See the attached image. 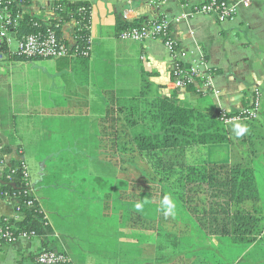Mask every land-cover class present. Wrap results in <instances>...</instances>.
Segmentation results:
<instances>
[{
	"label": "crops",
	"instance_id": "obj_1",
	"mask_svg": "<svg viewBox=\"0 0 264 264\" xmlns=\"http://www.w3.org/2000/svg\"><path fill=\"white\" fill-rule=\"evenodd\" d=\"M12 1L22 17L54 18L51 8L56 0ZM68 1L89 6L91 49L87 59L21 60L15 55L16 39L0 56V162L16 165L25 160L33 194L48 206L55 187L62 190L60 184L68 180L61 170L78 157L75 149L103 146L101 120L108 99H113L114 105L128 103L140 93L141 75L146 74L152 87L148 97L138 100L142 111L148 110L152 93L209 112L219 104L229 115L250 110L258 101L256 119L222 124L228 143L197 146L189 149L186 157L190 162L245 167L253 181L254 211L264 213V6L260 0L238 9L232 20L222 23L207 15L177 21L206 0ZM125 10L130 11V23L168 21L170 37L189 53L188 60L201 53L213 70V83L221 96H200L193 87L182 93L172 90L167 74L172 60L160 40H118V25L125 22ZM75 29L73 21L62 25L61 39L71 44ZM142 125L151 127L148 120ZM242 128L246 131L241 133ZM111 140L110 136L109 145ZM3 171L0 166V225L23 218L17 212L18 200L2 191L6 186ZM44 212L50 231L48 227L42 237L20 238L3 245L0 264H33L42 249L65 254L72 264H100L89 254L85 221L74 222L70 216L65 221L57 216L49 218V207ZM73 223V229L67 227ZM125 233L119 236L120 241H124ZM211 242L218 243L214 238ZM246 254L248 261L240 259L239 264H264V231Z\"/></svg>",
	"mask_w": 264,
	"mask_h": 264
},
{
	"label": "trees",
	"instance_id": "obj_2",
	"mask_svg": "<svg viewBox=\"0 0 264 264\" xmlns=\"http://www.w3.org/2000/svg\"><path fill=\"white\" fill-rule=\"evenodd\" d=\"M10 6L13 13H19L15 1ZM51 12L54 18L49 20L24 15L12 32L13 39L50 29L66 43L60 37L61 26L73 21L78 24L73 35L76 46L80 51L91 46L88 5L56 0ZM138 25L119 23L118 33ZM5 51L6 46L0 47L1 53ZM151 87L148 76L142 74L141 91L128 103L114 105L108 99L101 120V149H75L78 157L61 170L68 179L60 184L63 189L55 187L48 206L42 200L37 204L44 211L49 207V218L65 221L70 216L74 222L85 221L89 254L100 264L248 261L246 252L264 231V213L254 211L250 171L237 165L190 162L186 157L191 148L228 143L219 109L204 111L152 93L148 110L142 111L138 100L148 97ZM145 120L151 127H143ZM22 188L17 180L2 191L27 201ZM19 210L22 220L14 221L11 228L4 224L0 228L13 231L14 237H42L48 232L37 209H26L22 202ZM123 231L125 239L120 241ZM212 238L218 241L216 245Z\"/></svg>",
	"mask_w": 264,
	"mask_h": 264
},
{
	"label": "built area",
	"instance_id": "obj_3",
	"mask_svg": "<svg viewBox=\"0 0 264 264\" xmlns=\"http://www.w3.org/2000/svg\"><path fill=\"white\" fill-rule=\"evenodd\" d=\"M254 0H206L202 5L194 7L187 14L181 15L177 21H183L192 15H207L216 17L220 23L232 20L238 9L249 7ZM12 0H0V47H9L12 43L10 34L17 29L22 20L19 13H13L11 9ZM264 6V0H260ZM81 12L84 11L82 8ZM130 11L125 10L122 13L123 20L130 23ZM78 24L75 23V26ZM169 22L164 19H158L138 26H131L117 34L120 41H130L142 43L147 40H160L167 49L172 63L168 70V85L178 93L185 92L189 87H193L198 93L210 94L218 99L221 93L215 88L211 70L207 62L203 59L199 52L198 58L188 60V52L179 48L178 44L170 37ZM76 30L74 31L75 34ZM91 44V43H90ZM91 46L87 50L80 51L73 39L72 43H62L50 29H45L43 32L24 36L16 42L15 55L19 58L38 59V60H54L67 57H86L89 54ZM0 52V56H1ZM217 108L220 111V121L224 125L235 123L240 120H254L257 117L258 101L249 110H241L239 113L229 115V113L221 108L218 104ZM0 166L4 168L2 181L6 185H14V182L20 180L22 182V194L28 198L27 201H20L17 195L13 196L18 200L17 212L22 202L26 209H37L42 216L44 227H50V221L46 213L37 204L38 199L33 194V187L28 165L25 160L21 159L16 165L5 164L1 161ZM7 228L13 226L12 222L4 221ZM0 228V248L5 244L15 243L20 238H27L26 235L14 237V232L8 229ZM33 264H72L68 256L52 250L42 249L35 257Z\"/></svg>",
	"mask_w": 264,
	"mask_h": 264
},
{
	"label": "clouds",
	"instance_id": "obj_4",
	"mask_svg": "<svg viewBox=\"0 0 264 264\" xmlns=\"http://www.w3.org/2000/svg\"><path fill=\"white\" fill-rule=\"evenodd\" d=\"M240 131H241V133H242L243 131H246V129L242 128ZM167 202H168V198L165 197V203H167ZM139 207H140V205L138 204V205H137V208H139Z\"/></svg>",
	"mask_w": 264,
	"mask_h": 264
},
{
	"label": "rangeland",
	"instance_id": "obj_5",
	"mask_svg": "<svg viewBox=\"0 0 264 264\" xmlns=\"http://www.w3.org/2000/svg\"><path fill=\"white\" fill-rule=\"evenodd\" d=\"M11 35H12V34H10V38L13 39V35H12V37H11ZM15 47H16V46H15ZM208 98H209V97H208Z\"/></svg>",
	"mask_w": 264,
	"mask_h": 264
},
{
	"label": "water",
	"instance_id": "obj_6",
	"mask_svg": "<svg viewBox=\"0 0 264 264\" xmlns=\"http://www.w3.org/2000/svg\"><path fill=\"white\" fill-rule=\"evenodd\" d=\"M11 37H12V35H11Z\"/></svg>",
	"mask_w": 264,
	"mask_h": 264
}]
</instances>
